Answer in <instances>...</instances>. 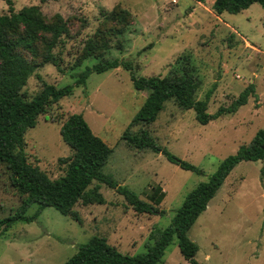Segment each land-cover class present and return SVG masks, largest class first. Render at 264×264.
<instances>
[{"label": "rangeland", "instance_id": "obj_1", "mask_svg": "<svg viewBox=\"0 0 264 264\" xmlns=\"http://www.w3.org/2000/svg\"><path fill=\"white\" fill-rule=\"evenodd\" d=\"M10 2L14 11L36 5L46 19L58 14L70 31L52 50L58 66H39L22 88L30 97L39 88L36 75L56 87L72 85L70 94L48 106L25 131L27 162L50 179L62 175L65 165L60 159L69 157L71 150L61 141L58 129L68 114L80 113L111 149L101 170L143 200L158 187V208L163 213H136L114 189L93 182L98 184L103 203L74 205L78 220L45 206L33 221L15 222L0 230V264H61L93 235L105 238L122 254L144 252L145 244L151 242L148 233L152 226H167L185 194L207 180L220 161L246 144L256 130L264 128V7L252 3L234 14H215L212 0ZM115 5L128 13L124 29L110 35L101 55H89L77 64L85 41ZM7 7L0 0V14L7 13ZM181 58L183 61L178 60ZM100 59L127 60L133 73L142 76L171 74L183 62L198 80L195 98H203L213 87L208 113L227 106L249 83L254 94L233 113L203 125L195 121L192 109L180 110L166 100L153 122L139 125L155 144L200 168L198 174L181 169L149 148H135L121 137L147 93L132 87L126 70L116 67L92 72L84 85H73L78 72ZM19 202L7 169L0 163V218ZM263 206L264 158L238 162L187 230L188 238L197 245L194 259L199 264H264ZM35 207L31 205L26 213H33ZM160 264H189L179 253L175 236L163 250Z\"/></svg>", "mask_w": 264, "mask_h": 264}, {"label": "trees", "instance_id": "obj_2", "mask_svg": "<svg viewBox=\"0 0 264 264\" xmlns=\"http://www.w3.org/2000/svg\"><path fill=\"white\" fill-rule=\"evenodd\" d=\"M4 1L8 7L7 13L0 14V163L5 165L9 184L19 194L20 202L11 213L0 218V230L5 231L15 222L33 221L45 206L78 220L72 209L74 205L103 203L97 183L114 189L136 213H163L158 208V199L161 197V194L158 195V187L147 200H143L101 170L111 149L91 131L80 113L68 114L58 129L61 141L71 150L69 157L60 159L65 165L62 175L50 179L36 165L27 162L23 150L25 131L35 125L37 116L48 106L70 94L72 85L56 87L36 75L39 88L30 97L22 88L39 66L45 63L58 66V57L52 50L63 36H70V31L67 21L58 14L46 19L36 5L22 6L14 11L10 0ZM252 3L264 7V0H212L210 7L215 14H234ZM127 16L124 9L117 5L112 7L92 37L85 41L76 63L79 64L89 55H101L108 48L110 35L122 32L127 24ZM178 60L183 61L182 58ZM184 64L181 63L179 71L168 75L142 76L133 73L132 65L127 60L100 59L78 72L73 85H84L85 79L92 72L99 73L116 67L126 70L132 87L147 93L123 129L121 137L135 148H149L161 153L181 169L201 174L200 168L155 144L148 131L139 125L153 122L166 100H172L180 110L192 109L195 121L201 125L206 124L223 114L233 113L245 104L247 97L254 94V86L247 84L227 106H218L213 113H208L207 102L213 87L205 91L203 98H195L199 83ZM134 126L138 128L130 131ZM263 158L264 128H260L246 144L240 145L233 154L222 159L207 180L197 183L185 194L167 226H152L148 233L151 242L145 244L144 252L122 254L107 243L105 238L93 235L79 244L76 251L61 264H160L163 250L173 236L176 237L181 256L189 264H199L194 259L197 245L188 238L187 230L238 162ZM31 205L36 206L35 210L27 214L26 210Z\"/></svg>", "mask_w": 264, "mask_h": 264}]
</instances>
